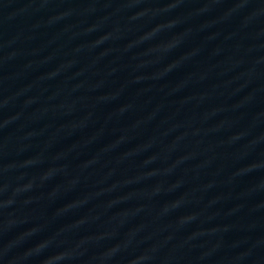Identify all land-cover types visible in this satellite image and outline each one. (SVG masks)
I'll use <instances>...</instances> for the list:
<instances>
[{
    "label": "water",
    "instance_id": "water-1",
    "mask_svg": "<svg viewBox=\"0 0 264 264\" xmlns=\"http://www.w3.org/2000/svg\"><path fill=\"white\" fill-rule=\"evenodd\" d=\"M0 264H264V0H0Z\"/></svg>",
    "mask_w": 264,
    "mask_h": 264
}]
</instances>
